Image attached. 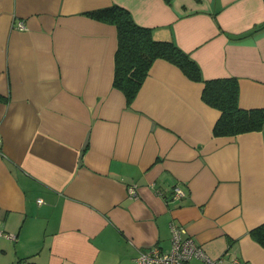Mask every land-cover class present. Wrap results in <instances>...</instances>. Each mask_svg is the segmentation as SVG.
Here are the masks:
<instances>
[{"label":"crops","instance_id":"crops-1","mask_svg":"<svg viewBox=\"0 0 264 264\" xmlns=\"http://www.w3.org/2000/svg\"><path fill=\"white\" fill-rule=\"evenodd\" d=\"M113 4L264 108V27L232 37L264 0H0V264H133L170 249L171 222L215 264H264V128L214 136L203 82L163 58L127 104L116 27L88 15Z\"/></svg>","mask_w":264,"mask_h":264},{"label":"trees","instance_id":"trees-1","mask_svg":"<svg viewBox=\"0 0 264 264\" xmlns=\"http://www.w3.org/2000/svg\"><path fill=\"white\" fill-rule=\"evenodd\" d=\"M88 15L116 27L112 85L124 93L127 104L136 96L153 61L163 58L178 66L189 79L203 82V101L220 111L212 128L214 136L237 135L264 128V108L239 105V85L235 76L204 78L199 64L187 51L171 39L154 38L152 28L136 23L130 11L121 5L113 4L93 10ZM262 27L264 22L232 37H244ZM248 233L264 246V222L249 229Z\"/></svg>","mask_w":264,"mask_h":264},{"label":"built area","instance_id":"built-area-1","mask_svg":"<svg viewBox=\"0 0 264 264\" xmlns=\"http://www.w3.org/2000/svg\"><path fill=\"white\" fill-rule=\"evenodd\" d=\"M16 26L20 29L26 28L22 21H18ZM128 194L137 196L135 185L128 186ZM184 195L180 186L175 185L169 195L170 199H180ZM41 201V199H38ZM171 247L169 250H160L153 247L147 251H140L134 259L133 264H190L191 258L202 259V264H215L216 259L209 256L203 248L196 243L185 230L184 226L171 222ZM3 232L0 230V234ZM11 236V234H7ZM18 264H31L28 260H21Z\"/></svg>","mask_w":264,"mask_h":264}]
</instances>
